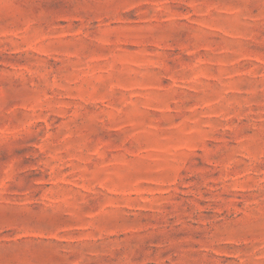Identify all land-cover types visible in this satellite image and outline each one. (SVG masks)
I'll list each match as a JSON object with an SVG mask.
<instances>
[{"label": "rangeland", "instance_id": "374dc122", "mask_svg": "<svg viewBox=\"0 0 264 264\" xmlns=\"http://www.w3.org/2000/svg\"><path fill=\"white\" fill-rule=\"evenodd\" d=\"M0 264H264V0H0Z\"/></svg>", "mask_w": 264, "mask_h": 264}]
</instances>
